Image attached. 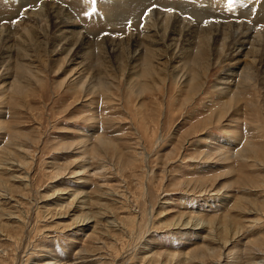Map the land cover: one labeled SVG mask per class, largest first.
<instances>
[{
    "label": "rangeland",
    "instance_id": "obj_1",
    "mask_svg": "<svg viewBox=\"0 0 264 264\" xmlns=\"http://www.w3.org/2000/svg\"><path fill=\"white\" fill-rule=\"evenodd\" d=\"M42 1L0 0L1 24ZM51 1L79 16L96 55L86 68L75 50L64 59L40 38L26 43L31 56L14 44L0 58V264H264L261 57L238 54L236 73L250 64L246 94L223 113L239 84L235 75L221 92L231 55L209 62L190 98L174 74L138 94L131 51L103 57L94 43L124 40L141 14L170 5L191 24L237 18L264 33V1ZM16 62L37 78H16Z\"/></svg>",
    "mask_w": 264,
    "mask_h": 264
},
{
    "label": "bare ground",
    "instance_id": "obj_2",
    "mask_svg": "<svg viewBox=\"0 0 264 264\" xmlns=\"http://www.w3.org/2000/svg\"><path fill=\"white\" fill-rule=\"evenodd\" d=\"M170 7H163L160 10L151 9L144 14L143 18H141V14L137 24H134V22L127 27L130 30L135 27L133 30H136V32H133V30L131 33L127 32L129 36L124 40H114L106 37H102L101 40L99 38L100 41H94L97 45V49L104 54L103 57L120 54L124 52L125 49L131 51L129 59L125 60V58L124 60H130L131 62L139 61L135 66L132 64L130 65L131 70L129 72V75L135 74L136 80L134 85H136L139 90L138 94L143 93L146 89H155V85H158L160 82H165L169 74H174L176 82H186L189 98L200 91L204 85L202 82L204 79L203 76H209V72L211 71L209 69L212 63L209 62L216 58V60H218V57L221 56L231 55L233 64L225 70L227 73H223L224 77L226 78L227 76L228 79L224 80L226 85L221 88V92L225 93L230 88V83L232 84L230 79L235 75H238L239 84L234 85L236 90L230 93L227 97V101H225L227 107L225 110H222V112L226 113L230 109L231 105L229 103L234 100V97L241 91L245 93V87H241V89L238 88L243 86V82L250 78L248 72V69L250 70V64L242 66V71L236 73L235 69L240 68L238 54H241L242 50L247 47L246 51L243 55L241 54V56L247 61L254 63L256 55H259L261 57L260 63L264 64L263 29H258L256 26L254 27V25L251 27L250 24H247L244 20H236L237 18L235 21L226 23L213 20L214 22H207L205 26H201V22L191 24V22L189 23L186 21L187 18H185L184 12L182 13L180 10ZM73 14L70 7L64 5L63 2L54 1L53 3L49 0L42 1L37 10L34 8L30 13L27 11L22 12L21 18H17L16 20L18 22L15 24L12 23V20H9L8 23L5 24H1L2 21H0V47L2 49L0 58H3L4 55L7 56V54L13 51L14 44L16 50H20V54L25 52L22 54V56L24 55L23 59L27 58V56H31V54L26 53L28 52L26 43H28V41H39L41 38L45 46L50 48V50L48 48V52L65 53L64 57H66L64 59H66L70 51L75 50L77 54H80L77 55V57H81L84 63L86 61L85 57L95 54L94 51L92 52V50L95 49L93 48V42L89 41L86 35L84 36L86 33L82 32V27L77 28L76 20H81L79 16ZM42 21L45 23L47 22L46 26H48V29H41L40 25L42 24L40 23H42ZM40 43H42V41H40ZM89 52H91V54H89ZM126 57H128V54ZM28 62L29 61H27V64H29ZM215 62L217 63V61ZM86 63L87 61L84 64ZM27 64L16 62V70L14 72L16 78L20 74L26 72H29L32 77L33 75L36 77V75L31 72L32 67H29ZM32 64H30V66H32ZM89 66L91 67V65L87 63L86 68H90ZM246 66L248 67L247 69ZM86 68H83V71ZM183 68L187 70V74L185 73V75H183ZM72 72L73 69L71 70V73ZM77 72L78 71L74 72L72 76ZM85 73L92 77L90 73ZM87 75H83V77L86 76L85 80H87ZM83 77H76L81 83L79 85L77 84L78 87H72V90H74L73 92L83 88V84L85 85V80L81 81ZM16 78L14 83L17 82ZM130 78H132V76ZM94 84L95 83H93L92 86H94ZM103 84L104 82H100V86L97 89H101V86H104ZM87 87L88 86H86V89ZM221 114L222 113H220V115Z\"/></svg>",
    "mask_w": 264,
    "mask_h": 264
},
{
    "label": "snow or ice",
    "instance_id": "obj_3",
    "mask_svg": "<svg viewBox=\"0 0 264 264\" xmlns=\"http://www.w3.org/2000/svg\"><path fill=\"white\" fill-rule=\"evenodd\" d=\"M229 2L231 3V0H229ZM93 11H95V9Z\"/></svg>",
    "mask_w": 264,
    "mask_h": 264
}]
</instances>
